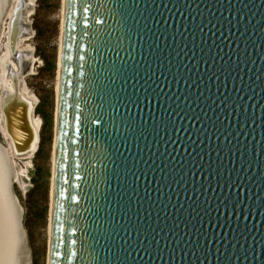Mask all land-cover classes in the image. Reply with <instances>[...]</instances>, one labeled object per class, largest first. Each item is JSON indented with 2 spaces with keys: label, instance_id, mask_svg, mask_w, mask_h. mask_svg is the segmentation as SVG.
Here are the masks:
<instances>
[{
  "label": "water",
  "instance_id": "water-1",
  "mask_svg": "<svg viewBox=\"0 0 264 264\" xmlns=\"http://www.w3.org/2000/svg\"><path fill=\"white\" fill-rule=\"evenodd\" d=\"M27 107L5 94L0 264H28ZM50 264H264V0H66Z\"/></svg>",
  "mask_w": 264,
  "mask_h": 264
},
{
  "label": "rangeland",
  "instance_id": "rangeland-1",
  "mask_svg": "<svg viewBox=\"0 0 264 264\" xmlns=\"http://www.w3.org/2000/svg\"><path fill=\"white\" fill-rule=\"evenodd\" d=\"M31 2L23 0V8L27 17L22 33L25 40L19 47L25 51L23 59L26 70L31 69L30 74L25 78V91L38 102L35 119L40 124L41 141L38 152L29 160H15L17 177L12 190L23 210L22 229L28 264H49L52 152L55 141L57 69L63 21V0H31ZM12 5L13 0L7 10ZM6 17L0 30L2 31L0 62L7 55L8 38L7 34L2 35L4 28L8 33L9 20ZM31 60L32 66H30ZM13 64V61L8 63L9 66ZM3 74L5 76L4 70L0 73V90L3 87V81L1 83ZM0 143L4 144L2 135H0Z\"/></svg>",
  "mask_w": 264,
  "mask_h": 264
},
{
  "label": "bare ground",
  "instance_id": "bare-ground-1",
  "mask_svg": "<svg viewBox=\"0 0 264 264\" xmlns=\"http://www.w3.org/2000/svg\"><path fill=\"white\" fill-rule=\"evenodd\" d=\"M30 3L31 0H29ZM65 2L66 0H63V21H62V27H61V43H60V49H59V59H58V69H57V75H58V83H57V88H56V98H57V111H56V118H55V141L53 145V152H52V160H53V172H52V179H51V192H50V198H51V203H50V212H49V233H50V243H49V264H50V246H51V228H52V213H53V200H54V185H55V162H56V141H57V123H58V105H59V90H60V76H61V60H62V44H63V29H64V16H65ZM21 6V7H20ZM13 7V8H12ZM21 8L22 13H21V20L23 22L26 21V12H24L23 8V0H13V5L9 9L7 13V19L9 20L8 24V33H6L7 29H3V36L7 34L8 38V44H7V55L3 58L2 62H0V73L2 71H5V76L4 74L1 76V83L3 81V87L0 90V135L3 137H7V128H5V120H4V115L2 113V107L4 105V98L5 94H10V95H15L17 92L19 95L20 100L25 102L28 105V123L25 124V134L23 135L21 143L18 144V146L14 147L15 149L12 151H16L14 153L15 157L14 160H23L27 161L29 160L32 156L35 155V153H32L35 151L37 144H38V134L40 135V124L38 121L35 119V108L37 107L38 102L35 101L27 92L25 91V78L28 76L31 72V69L26 70L25 67V61L23 59V50L20 49V44L25 40L24 36L21 35V28H18V32L14 35L15 40L12 43L11 42V37L13 33V18L15 16V12ZM12 9V10H11ZM0 32V37H1ZM2 36V37H3ZM14 48H13V47ZM14 49V50H13ZM13 51V52H12ZM28 50H26L27 52ZM7 56V58H6ZM10 58V59H9ZM14 62L13 66H9V62ZM32 60L30 61V66H32ZM14 77H16V82L14 80ZM30 128V129H29ZM28 131V133H26ZM23 133V132H21ZM4 140V138H3ZM6 148L7 145L5 144ZM19 154V155H18ZM26 154V155H25ZM25 155L27 158L25 159ZM18 158V159H17ZM15 162V161H14ZM16 164V163H14Z\"/></svg>",
  "mask_w": 264,
  "mask_h": 264
}]
</instances>
